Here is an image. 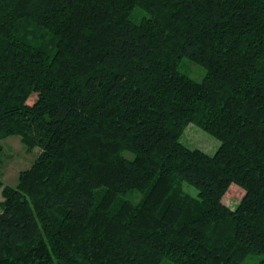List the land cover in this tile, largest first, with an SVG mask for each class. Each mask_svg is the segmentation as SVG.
Instances as JSON below:
<instances>
[{
  "label": "trees",
  "instance_id": "trees-1",
  "mask_svg": "<svg viewBox=\"0 0 264 264\" xmlns=\"http://www.w3.org/2000/svg\"><path fill=\"white\" fill-rule=\"evenodd\" d=\"M12 133L40 152L0 180V264H264V0H0Z\"/></svg>",
  "mask_w": 264,
  "mask_h": 264
},
{
  "label": "rangeland",
  "instance_id": "rangeland-1",
  "mask_svg": "<svg viewBox=\"0 0 264 264\" xmlns=\"http://www.w3.org/2000/svg\"><path fill=\"white\" fill-rule=\"evenodd\" d=\"M133 14L140 17L143 10L136 8ZM179 70L189 77L199 81L205 75V69L202 65L183 57L179 61ZM39 96V92H35L30 98L29 102L33 103ZM179 141L190 148H198L209 154L215 152L219 146V140L207 133L204 129L194 123H188L182 129ZM40 152L38 146L28 148L22 141V137L18 133H12L0 139V180L8 185H15L19 172L28 168L36 159ZM124 155L131 157L130 152L125 151ZM1 190V189H0ZM184 190L192 196L196 195L193 187L184 184ZM95 192L99 195L102 188H97ZM242 191L239 188H229L224 195V203L230 208H234L241 197ZM144 192L137 189H128L125 192L116 194L111 200V206L116 207L123 200H131L138 202L142 199ZM0 194V202L2 201ZM261 255H248L243 263L256 264Z\"/></svg>",
  "mask_w": 264,
  "mask_h": 264
}]
</instances>
